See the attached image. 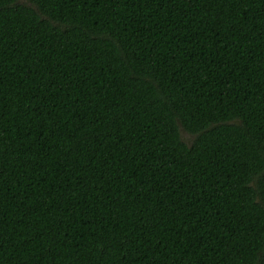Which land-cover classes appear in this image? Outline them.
<instances>
[{
	"label": "trees",
	"instance_id": "trees-1",
	"mask_svg": "<svg viewBox=\"0 0 264 264\" xmlns=\"http://www.w3.org/2000/svg\"><path fill=\"white\" fill-rule=\"evenodd\" d=\"M0 264H264V0H0Z\"/></svg>",
	"mask_w": 264,
	"mask_h": 264
},
{
	"label": "rangeland",
	"instance_id": "rangeland-1",
	"mask_svg": "<svg viewBox=\"0 0 264 264\" xmlns=\"http://www.w3.org/2000/svg\"><path fill=\"white\" fill-rule=\"evenodd\" d=\"M183 136H184V137H187V135H186L185 133H183Z\"/></svg>",
	"mask_w": 264,
	"mask_h": 264
}]
</instances>
